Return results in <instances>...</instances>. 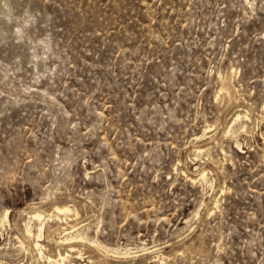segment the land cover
I'll list each match as a JSON object with an SVG mask.
<instances>
[{
  "label": "rangeland",
  "instance_id": "obj_1",
  "mask_svg": "<svg viewBox=\"0 0 264 264\" xmlns=\"http://www.w3.org/2000/svg\"><path fill=\"white\" fill-rule=\"evenodd\" d=\"M58 252L264 264V0H0V264Z\"/></svg>",
  "mask_w": 264,
  "mask_h": 264
},
{
  "label": "bare ground",
  "instance_id": "obj_2",
  "mask_svg": "<svg viewBox=\"0 0 264 264\" xmlns=\"http://www.w3.org/2000/svg\"><path fill=\"white\" fill-rule=\"evenodd\" d=\"M240 118V113H237L234 115L233 117V122H237ZM204 135V133L202 134ZM238 145V144H237ZM198 148V147H197ZM205 175L204 173L201 174V179H204ZM54 211L56 212V214L54 215L55 217H57L58 219H60L59 214H66L68 212H71L72 209L69 206H63V207H58L55 206L54 207ZM33 218L36 219L38 221V232L37 234L34 236L37 238L36 241H33V247L35 248V250L37 251L39 257L41 258L43 255L42 252V246L38 243V239L41 237L42 234V230L44 227V216L40 213H35L33 215ZM49 218H52V216H50ZM73 227H71V229H73ZM67 230V228H60V232L59 234H63L62 237H58L57 240L55 241V244L57 246H61V245H66L69 248V252H72L74 250V246H73V242L75 241L74 239L76 238H80L83 239L85 238L84 236H82V233L77 232V230L75 231H71L66 233L65 231ZM25 235L28 237H32L33 234L31 233L30 230V226H28L25 229ZM92 243H94V247L96 250L100 251L101 253H107L109 251V249H107L105 246L100 245L97 241H91ZM92 247V246H91ZM69 254L68 253H57V259H52L51 256H46L44 257L46 261L50 262V263H57L60 262L61 264H64L65 260H67L69 258Z\"/></svg>",
  "mask_w": 264,
  "mask_h": 264
}]
</instances>
